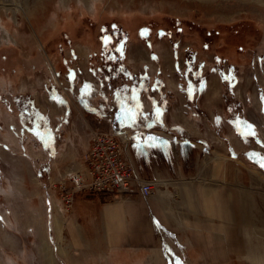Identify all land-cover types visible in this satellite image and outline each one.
<instances>
[{"label":"rangeland","instance_id":"1","mask_svg":"<svg viewBox=\"0 0 264 264\" xmlns=\"http://www.w3.org/2000/svg\"><path fill=\"white\" fill-rule=\"evenodd\" d=\"M5 2L12 4L11 7L2 8ZM12 6H15L17 11H10ZM171 17L183 21L181 25L183 32L181 34L176 32L177 34L171 36L172 40L163 37V44H172L176 50L180 48V53L190 46L197 49L205 63L202 67L198 65L200 63L196 64L197 66L194 64V69L202 71V76L203 69L211 72L214 68L221 67L228 71L225 62L215 66L214 57L219 54L228 58L229 62L235 64V82L232 89L238 85L236 90L239 99L241 92L243 96L247 94V103L243 100L240 102L233 95V90L228 93L223 87L226 94L225 104L231 108L230 118L240 132L236 134L237 136L240 134L242 140L248 144L247 147H250L245 153L239 152L240 160H233L231 173L242 175L241 181L235 179L232 183L234 191L231 194L232 207L231 204L228 206L233 215L229 217L230 220L225 219L228 225L233 224V231L227 235L224 231L211 229L212 221L218 222L213 220L217 212H210L217 210L215 198H197V201L200 200L202 217L198 215L194 220L193 215L188 213V210L193 208L195 212L197 207L190 206L188 199L181 197L180 193L183 194L186 185L190 188L197 186L198 182L194 177H197L199 171L195 174L192 169L186 170L182 177L173 175L170 171L171 179L157 182L151 198L153 196L157 198L160 193L163 195L159 197L165 202L171 198L170 201L176 200L173 202L183 211L177 210L178 213L169 214L175 219L178 217L179 221L177 219L176 221L181 227L185 223V229L180 227L173 231L168 230V234L165 235L155 229L153 249L131 247L114 248L95 254L75 252V247L71 246L65 232L67 225L65 219L72 214L73 208L65 211L60 187L63 183L69 187V175L83 171V159L92 141V133L107 132L108 126L103 123L97 127L99 129H90L86 127V124L87 126L89 124L86 118L80 116L73 118L72 123L83 121L81 123L86 131L85 143L72 148V154L78 155L77 159L76 157L73 159L74 169L69 170L60 183L48 180L47 172H44L47 165L43 164L39 166H42L40 172L45 175L41 179L35 173L39 167L37 166L36 170L34 161L27 158L30 151L45 148L33 133L32 126L28 122L27 126L20 122L21 126H14L19 129L15 137L8 133V126L13 121L15 123L16 116L21 119L18 116L17 97H21L20 104L23 106H27L25 99L30 101L31 105L45 116L42 124L50 125L48 115L40 112L38 101L41 103L46 97L54 99L59 97L64 101L72 98L80 100L84 89L95 85L100 90L98 94L108 95L105 100L107 106L104 105L106 120L109 118L113 120L115 114L117 120L112 123L120 129L116 110V88L128 85V82L117 77L114 70L101 71L97 67L100 65L98 54H105V49H109L110 43L114 45L121 40L118 34L120 30L128 31L126 43H123L125 47L122 48V60L125 64L129 45L154 40L157 44L158 40H162V36H157L156 31L162 27L163 29L170 27L175 31L177 23H172L169 19ZM141 26H151L153 32L147 37L142 33L137 35L136 32ZM110 27L113 29L108 32L112 33L104 32ZM211 29L217 33L212 32V38L206 37L209 33L205 31ZM100 34L99 40L97 35ZM203 42L210 43V51L201 49ZM72 46L78 49L81 56L83 55L80 50L90 53L89 64L94 67L92 70L90 68V71L77 70L78 66L85 67L84 60L74 57L67 51ZM143 51L144 49H141L142 55L146 58L148 52L145 50V54ZM93 53L94 56L91 57ZM169 56L170 51L168 59ZM3 57L7 60L2 59ZM62 61H68L71 69L77 71L76 75L67 70V65L64 70ZM125 69L128 71L126 66ZM58 70L62 72L59 75L56 74ZM177 73L181 77L186 76V67L177 68ZM189 78L193 79V76L190 75ZM107 102L108 104L114 102L115 105L108 106ZM27 108L31 111L28 106ZM54 110L59 111L56 108ZM7 111L10 112V117L7 116ZM244 116L250 117L251 122L253 120L256 124L251 127ZM15 141L23 147L19 149L15 146L8 149L11 142L15 145ZM54 142L59 143L57 139ZM234 144L237 148L240 147L237 141H234ZM128 146L129 144L126 147L127 151ZM55 149L57 148L46 151L51 156ZM66 152L67 149L63 147L61 155ZM198 156L199 152L195 150L194 156H191V163L196 158L198 161L202 160L203 157ZM180 160L183 159H179L181 164ZM190 161L187 160L186 164H190ZM78 162H81V168L76 167ZM262 162H264V0H0V264H45V251L40 241L41 230L45 233L47 243L52 247L55 264H264ZM180 167L184 168V165ZM220 168L221 165L218 166V170ZM220 182L213 183L220 185L222 184ZM157 189L159 191L155 196ZM91 197L94 196L85 195L83 191L77 192L73 196L72 206L78 199ZM99 198L102 201L111 200V197ZM226 198L227 200L230 198L229 194L219 199L220 203L223 200V208ZM174 207L176 206L173 204L172 211ZM184 216L193 219L196 224H200L197 221L200 219L205 226L198 228L193 223L189 224L188 220L180 221ZM55 217L64 220L63 242L59 245L53 230ZM222 224L217 223L219 226ZM5 236L7 238H4ZM59 246L63 248L62 253L58 252Z\"/></svg>","mask_w":264,"mask_h":264},{"label":"crops","instance_id":"2","mask_svg":"<svg viewBox=\"0 0 264 264\" xmlns=\"http://www.w3.org/2000/svg\"><path fill=\"white\" fill-rule=\"evenodd\" d=\"M163 43V38L158 40L157 44L155 40L153 42L142 41L136 45H129L127 49L125 66L128 71L130 70L129 72L132 75L146 76L149 80V90L139 98L140 125L138 124L139 126L137 125L135 128L126 127L131 135L127 151L128 159L135 173L145 181H166L171 179L170 171L178 177H182L186 170L192 169L195 174L199 171L197 177H194L195 181L198 182L197 186L190 188L186 185L183 194L180 193V196L187 198L188 204L191 203L190 206L197 207L195 212H193L194 208L188 210V213L193 215V219L198 215L199 217L203 216L199 205L200 200L197 201V198H215L217 210H210V212H217L213 220L218 222H215V224L212 221V230L224 231L228 235L234 228L233 224L228 225L225 222V219L230 220L229 217L233 215L228 206V204H231L232 207L233 199L231 197L233 195L231 196V194L234 193L232 183L235 179L240 180L242 178V175L231 173L233 171V160H240L239 152L243 151L245 153L250 147H247L248 144L242 140L240 134L237 136L236 133L238 132L232 124L233 121L230 118L231 108L230 105L225 104L226 94L219 74L221 68H214L211 72H206L203 69L204 76L200 71L199 79L189 78L190 72H186V76L181 77L177 73V68L186 67L184 51L180 53V48L175 50L172 44L164 45ZM141 49H144L145 54V50H147V60L142 55ZM77 50L73 46L71 49H67L74 57H80L79 59L84 60L85 67L80 64L84 68L78 66L77 70L83 72L84 70L90 71L89 68H94L89 64L90 53L87 52L86 56H81ZM168 51H170L169 59L167 58ZM203 61L202 57L197 58L194 64L197 66L196 64L200 63L198 65L202 67L205 63ZM61 64L64 70L67 65V70H71L70 72L76 75L75 72L77 71L74 72L71 69L72 67H70L68 61H62ZM74 67L76 69V66ZM222 70L226 72L225 69ZM61 73L60 70L56 72L58 75ZM199 80H203V82L200 83ZM91 86V88L84 89L80 100L72 98L64 101L59 97L56 99L46 97L45 101H41V103L38 101L39 105H37L40 112L48 115L50 119L49 126L54 140L57 139L60 143L54 142L53 147L57 149L51 156L48 155L46 148L40 146H38L40 147L39 150L34 152L32 150L27 155L29 160L34 161L36 170L39 169L35 171L39 178L42 179L44 175L40 172L42 166L39 167L43 164L47 165L44 172H47L48 180H56L60 183L63 181V176L69 170L74 169L73 159L75 157L77 159L78 155L72 154V148L85 143L86 131L85 126L82 124L83 121L72 123L73 118L77 116L86 118L89 123L88 126L86 124V127L90 129H99L97 127L103 125V123L108 126L110 122H116L117 117L115 114H113V120L111 118L108 121L106 120L104 109L107 106L105 100L108 95L98 94L100 90L95 85ZM237 87L236 84L233 89L231 88L236 98ZM246 95L243 96L241 92L240 99H237L240 102L243 100L247 103L248 98ZM172 97L173 100H171ZM109 104L115 105L114 102ZM109 104L108 106H110ZM54 107L59 111L53 110ZM9 113L7 111V116L10 117L11 114ZM18 116L20 117V114ZM15 119V123L13 121L8 126V133L13 137L19 130L14 126H21V119L19 120L17 116ZM239 120L241 121V119ZM245 120L251 127L256 124L253 120L254 123L251 122L250 117H245ZM114 128L118 129L119 127L114 126ZM234 141L240 144L239 148L236 147ZM14 143L15 145H12L13 142H11L8 149H13L15 146L19 149L23 147L17 141ZM63 147L67 149V152L61 155ZM195 150L199 152L198 158H203L199 161L196 158L191 163V156H194ZM179 159H183L180 160L181 164ZM187 160L190 161V164H186ZM76 165L80 168L82 166L81 162ZM181 165H184L186 169L180 167ZM220 165L221 168L218 170ZM214 181H221L222 184L218 185L213 183ZM158 191L156 190L155 196ZM83 193L94 197L76 200L73 203L74 207L72 206V214L65 219L67 222L66 237L71 246L75 247V252L95 254L114 248L131 247L144 250L153 249L155 247V229L162 231V234L165 235L169 231L181 227L177 223L179 221L178 217L176 221L175 217L169 214V212L178 213L179 208L174 203L176 200L170 201L171 198L165 202L159 197L163 194L160 195L159 193L157 198L154 196V198H143L138 195L90 194L87 191H83ZM228 194L230 198L228 200L226 198L223 208V200L221 205L219 199L223 196L226 197ZM99 196L111 197V200L102 201ZM173 204L176 206L174 211H172ZM179 211L182 212L183 209ZM193 219L184 216L180 221L188 220L189 224L193 223L198 228L205 226V223H202L200 219H197V221L201 225L193 222ZM217 223L223 224L219 226ZM181 228H186L185 223ZM97 240L98 242H96Z\"/></svg>","mask_w":264,"mask_h":264},{"label":"trees","instance_id":"3","mask_svg":"<svg viewBox=\"0 0 264 264\" xmlns=\"http://www.w3.org/2000/svg\"><path fill=\"white\" fill-rule=\"evenodd\" d=\"M169 19L172 23L174 22L177 23V26L175 25V31L172 30L170 27H167L164 29L162 27L161 30H158L159 32L156 31V35L160 37L162 36V38L167 37L170 40L171 36L174 35L176 32H178V34L179 33L181 34V32H183L181 31L183 30V28L181 27L183 21L181 19L172 18V17ZM194 24L195 23H193V27H194ZM102 27H105V26H102ZM118 28L121 29L120 26ZM112 29L110 27L108 29H105L104 32H108ZM151 32H153V28L151 26H141L137 30L136 34L139 35L142 33L144 37H147ZM212 32L217 33V31H215L214 29L205 31V33H209V36H206V37L212 38L211 37ZM108 33H112V32H108ZM158 33L160 35H158ZM118 34L121 40H119L114 45L110 43L108 47L109 49L104 48L105 54L99 55L98 53H96L98 54V56H100L99 57L100 65H98L97 67L100 68L101 71L104 69L114 70L117 74V77H120L124 81L128 82V85H120L116 88V95H117L116 110H117V115H118V125L120 126V128H126V127L135 128L139 124V121H140L139 98L143 93H146L149 90V80L146 76H136L126 71L125 64L122 60L123 59L122 58V48L125 47L123 43H126L128 31L123 32L120 30ZM97 37L100 40L101 34L99 36L97 35ZM172 43L174 44V41ZM174 49L176 50L175 47ZM201 49L210 51L211 49L210 43L207 44V42H203L201 45ZM93 56H94V53L93 55L91 54V57ZM200 56L201 54L194 47L190 46L184 49L186 72H190L189 74H191L195 79H199L201 75L200 70L198 69L196 70L193 68L195 60L197 58H201ZM214 58H215L214 61L216 65H221L219 63L223 64V62H225L227 67L229 68V70L226 71V73L223 72L222 69H220L219 74L221 76L224 87L227 89L228 93H230L232 90L231 88L235 82V74H234L235 64L229 62L228 58H225L224 56H221L219 54H216ZM2 59H4L5 61L7 60L5 57H3ZM199 81L200 83L203 82V80H199ZM20 101H22L21 97H17L16 103L18 105V109H19L18 111H19L21 122L23 123V125L27 126V122H28L30 126H32L33 128L32 129L33 133L36 135L38 139L41 140L42 145L46 149L53 150L54 149L53 133L50 130V127L47 123L45 125L42 124V121L45 120V116L40 114L37 111V109L33 105H31V102L28 101L27 99H25V101L27 103V106L31 109V111L28 110L26 105L25 106L21 105ZM232 124L234 125L233 122ZM237 132L240 133L239 130H237Z\"/></svg>","mask_w":264,"mask_h":264},{"label":"built area","instance_id":"4","mask_svg":"<svg viewBox=\"0 0 264 264\" xmlns=\"http://www.w3.org/2000/svg\"><path fill=\"white\" fill-rule=\"evenodd\" d=\"M92 134V141L83 159V171L69 175V187L64 183L60 187L65 211H70L74 194L82 191L151 197L157 181L142 180L135 173L126 148L131 141L130 131L114 128L110 122L107 132Z\"/></svg>","mask_w":264,"mask_h":264},{"label":"bare ground","instance_id":"5","mask_svg":"<svg viewBox=\"0 0 264 264\" xmlns=\"http://www.w3.org/2000/svg\"><path fill=\"white\" fill-rule=\"evenodd\" d=\"M4 2V1H3ZM12 4H7L6 2L1 6L2 8H6V7H11ZM15 7V6H14ZM12 6V8H10V11H17L16 8H14ZM19 8V7H18ZM80 50V49H79ZM80 52L82 53L83 56H86V51L80 50ZM166 55V54H165ZM147 60V57H146ZM52 104V103H51ZM54 106V105H52ZM55 109V107L53 108V110ZM250 174H254V173H250ZM255 178V177H254ZM158 191V189H157ZM240 218V217H239ZM41 226V225H40ZM211 227V226H210ZM212 229V227H211ZM53 230H54V234H55V239L58 243V245L63 242V233H64V220L62 219H57L56 217L54 218V222H53ZM40 241L42 242V247L45 251V264H55V258L53 255V251H52V247L47 243L46 238H45V233L43 232V230L40 231ZM256 233V232H255ZM4 238H7V236H5ZM62 249L60 246L58 247V252L62 253Z\"/></svg>","mask_w":264,"mask_h":264},{"label":"snow or ice","instance_id":"6","mask_svg":"<svg viewBox=\"0 0 264 264\" xmlns=\"http://www.w3.org/2000/svg\"><path fill=\"white\" fill-rule=\"evenodd\" d=\"M261 167H264V162L261 163Z\"/></svg>","mask_w":264,"mask_h":264}]
</instances>
